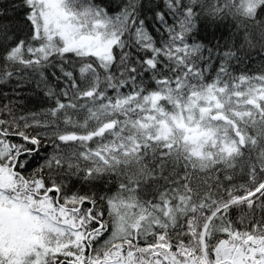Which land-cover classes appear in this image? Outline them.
I'll use <instances>...</instances> for the list:
<instances>
[{
  "label": "snow or ice",
  "instance_id": "1",
  "mask_svg": "<svg viewBox=\"0 0 264 264\" xmlns=\"http://www.w3.org/2000/svg\"><path fill=\"white\" fill-rule=\"evenodd\" d=\"M0 264H264V0H0Z\"/></svg>",
  "mask_w": 264,
  "mask_h": 264
}]
</instances>
